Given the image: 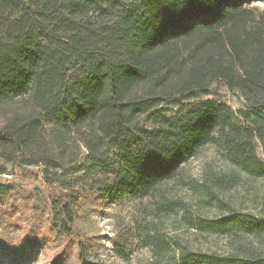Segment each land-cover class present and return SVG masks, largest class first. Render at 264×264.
Returning <instances> with one entry per match:
<instances>
[{"label": "trees", "instance_id": "1", "mask_svg": "<svg viewBox=\"0 0 264 264\" xmlns=\"http://www.w3.org/2000/svg\"><path fill=\"white\" fill-rule=\"evenodd\" d=\"M258 1L0 0V156L10 173L39 167L68 221L84 195L153 196L209 144L237 173L264 181ZM218 84L237 92L241 106L204 99ZM237 173L214 184L230 188ZM204 195L222 206L212 191ZM161 207L186 211L178 200ZM259 208L183 216L200 231L264 247V187ZM141 240L152 250L147 264H264L257 247L219 255L179 245L171 254L158 234ZM79 264L104 263L80 249Z\"/></svg>", "mask_w": 264, "mask_h": 264}, {"label": "rangeland", "instance_id": "2", "mask_svg": "<svg viewBox=\"0 0 264 264\" xmlns=\"http://www.w3.org/2000/svg\"><path fill=\"white\" fill-rule=\"evenodd\" d=\"M258 7L264 3L258 1ZM204 99L215 100L236 109L242 99L235 91L218 84ZM259 152V150H258ZM0 184L9 192L0 194V264H79V250L104 264H147L152 257L143 235L158 234L172 247L226 255L264 247L250 236L208 233L191 227L184 214L214 219L225 210L258 214L264 181L237 171L218 155L214 145L205 146L181 168L178 178L159 187L149 198L104 200L101 194L84 195L71 221L65 220L41 180L40 168L29 166L15 174L0 156ZM238 174L237 184L221 188L219 176ZM212 191L221 202L209 205L204 191ZM178 200L184 208L166 212L161 203Z\"/></svg>", "mask_w": 264, "mask_h": 264}]
</instances>
